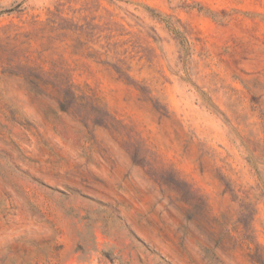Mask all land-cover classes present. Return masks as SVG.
I'll list each match as a JSON object with an SVG mask.
<instances>
[{
    "label": "rangeland",
    "instance_id": "1",
    "mask_svg": "<svg viewBox=\"0 0 264 264\" xmlns=\"http://www.w3.org/2000/svg\"><path fill=\"white\" fill-rule=\"evenodd\" d=\"M0 264H264V0H0Z\"/></svg>",
    "mask_w": 264,
    "mask_h": 264
}]
</instances>
